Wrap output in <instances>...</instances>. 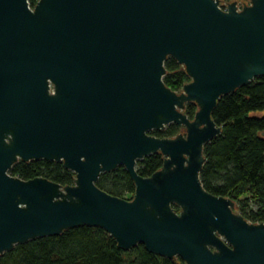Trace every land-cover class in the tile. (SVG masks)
Here are the masks:
<instances>
[{
	"label": "water",
	"instance_id": "obj_1",
	"mask_svg": "<svg viewBox=\"0 0 264 264\" xmlns=\"http://www.w3.org/2000/svg\"><path fill=\"white\" fill-rule=\"evenodd\" d=\"M167 57L189 77L179 91L163 81ZM260 76L264 0H0V255L87 225L185 264H264V221L200 180L218 99ZM170 123L183 132L149 133ZM157 152L161 167L140 175ZM39 159L73 182L9 173ZM118 165L131 199L96 185Z\"/></svg>",
	"mask_w": 264,
	"mask_h": 264
},
{
	"label": "trees",
	"instance_id": "obj_2",
	"mask_svg": "<svg viewBox=\"0 0 264 264\" xmlns=\"http://www.w3.org/2000/svg\"><path fill=\"white\" fill-rule=\"evenodd\" d=\"M37 0H29L31 5ZM232 0H223L229 2ZM164 83L179 91L189 81L183 66L172 57L164 61ZM197 107L188 102L184 113L192 118ZM221 133L204 145L206 158L200 171L204 188L215 195L231 198L238 212L251 222L264 221V76L241 85L221 96L212 111ZM181 126L170 123L150 134L158 137L177 135ZM160 152L138 160L136 170L149 176L162 165ZM9 173L22 179L36 176L62 185L71 184L75 174L61 161L18 160ZM96 185L109 194L131 199L134 184L122 165L100 174ZM255 207H252V206ZM176 207V206H174ZM234 207V209H235ZM0 264H185L179 258H167L147 251L141 243L130 250L117 246L101 227L80 225L59 235L43 236L16 244L0 255Z\"/></svg>",
	"mask_w": 264,
	"mask_h": 264
},
{
	"label": "rangeland",
	"instance_id": "obj_3",
	"mask_svg": "<svg viewBox=\"0 0 264 264\" xmlns=\"http://www.w3.org/2000/svg\"><path fill=\"white\" fill-rule=\"evenodd\" d=\"M237 2H238V4H239V6H241V5L243 4V0H237ZM224 3H225V2H224ZM179 132H183V128H182V127H180ZM252 207H255V206L253 205ZM235 211L238 212V210H237L236 207H235Z\"/></svg>",
	"mask_w": 264,
	"mask_h": 264
},
{
	"label": "built area",
	"instance_id": "obj_4",
	"mask_svg": "<svg viewBox=\"0 0 264 264\" xmlns=\"http://www.w3.org/2000/svg\"><path fill=\"white\" fill-rule=\"evenodd\" d=\"M29 4H30V3H29ZM30 6H33V5L30 4Z\"/></svg>",
	"mask_w": 264,
	"mask_h": 264
},
{
	"label": "flooded vegetation",
	"instance_id": "obj_5",
	"mask_svg": "<svg viewBox=\"0 0 264 264\" xmlns=\"http://www.w3.org/2000/svg\"><path fill=\"white\" fill-rule=\"evenodd\" d=\"M182 127V126H181ZM183 128V127H182ZM183 130H184V128H183Z\"/></svg>",
	"mask_w": 264,
	"mask_h": 264
}]
</instances>
